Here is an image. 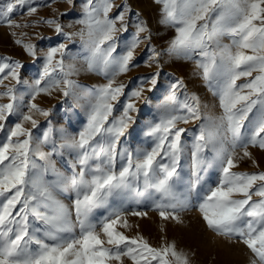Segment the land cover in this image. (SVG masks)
Masks as SVG:
<instances>
[{
    "label": "snow or ice",
    "instance_id": "6c2138e0",
    "mask_svg": "<svg viewBox=\"0 0 264 264\" xmlns=\"http://www.w3.org/2000/svg\"><path fill=\"white\" fill-rule=\"evenodd\" d=\"M154 2L161 5L160 23L175 31L166 54L193 61L218 100L219 114L205 112L200 97L176 80L157 106L159 121L148 122L145 135L152 138L151 146L135 151L123 147L121 138L135 122L137 102L146 100L144 93L155 89L160 76L157 71L141 78L127 94L126 85L117 83L133 66L135 50L151 39L146 22L136 23L126 51L114 55L117 33L128 30L126 4L110 17L113 0H86L77 21L82 27L75 34L64 33L54 20L45 21L68 40L79 36L88 55L78 68L65 63V44L48 49L26 110L15 85L0 91V100L7 98L0 103V132L6 121L18 117L0 143V264H124L125 259L131 264H191L190 254L174 240L164 237L154 247L143 236L129 237L119 230L130 227L128 215L147 216L126 205L145 202L162 221L176 224H183L182 214L195 207L210 232L244 244L252 253L249 264H264V171L233 170L239 160L251 159L250 146L264 150V0ZM23 3H9L0 20L18 27L9 17ZM141 33L148 35L142 39ZM23 46L29 55H37L35 45ZM150 52L149 60L159 67L162 53L155 47ZM20 67L19 61L0 63V86L9 78L21 84ZM81 71L103 75L107 82L85 87L73 79ZM53 91L73 104L84 102L87 124L77 134L48 121L42 135H33L39 126L36 117L49 116L34 101ZM190 123H197V130L188 145L181 139L188 129L179 125ZM65 153L72 157L70 174L54 159ZM211 168L217 170L218 181L205 188ZM193 194L199 201L195 205ZM99 210L106 214L97 216Z\"/></svg>",
    "mask_w": 264,
    "mask_h": 264
},
{
    "label": "rangeland",
    "instance_id": "374dc122",
    "mask_svg": "<svg viewBox=\"0 0 264 264\" xmlns=\"http://www.w3.org/2000/svg\"><path fill=\"white\" fill-rule=\"evenodd\" d=\"M13 2L14 0H0V12ZM113 2L116 7L109 14L110 17H115L125 4L130 9L125 17L128 30L117 33V53L114 55L126 51V45L132 40L136 31L135 25L139 20L146 22L151 33V39L144 40L135 50L133 66L127 73L117 78V83L126 85L125 93L127 94L140 85L141 78H150L157 71L160 72L155 89L151 92L146 91L144 93L146 100L137 102L139 111L132 114L135 122L130 126L126 137L121 138V145L131 151H135L137 147L151 146L152 138L145 135L148 122L156 123L159 121L157 106L168 95L170 85L176 80L182 79L188 91L194 92L200 97L202 106H207L204 108L205 112L219 114L218 100L200 79L193 61L177 60L166 54L168 43L175 35V31L173 28L160 23L159 10L161 5L156 4L154 0H113ZM85 3L86 0H71V2L69 0H24L23 4L16 5L14 12L9 17L18 27H9L5 20H0V63L19 61L21 67L18 72L22 81L21 84L17 85L14 80L9 78L4 81V85L0 86V91H4L6 86L15 85L18 92L23 96L24 110H26V104L30 99L31 85L39 78L43 70L44 53L48 49L65 44L69 53L65 63H75L78 68L84 67L88 51L79 36L73 35L72 39L68 40L64 34L56 32L54 24L49 25L45 21L54 20L62 26L64 33L75 34L82 27L77 21L83 16ZM31 8H35L36 11L30 13ZM117 26H120L119 22ZM147 35L148 33H141V38L143 39ZM17 40L21 43H16ZM25 44L35 45L37 52L35 57L28 54L23 46ZM152 47L162 53L159 67L149 60L150 48ZM6 72L7 70H5ZM3 75L0 74V78ZM73 79L88 88L107 82L103 75L87 71H81ZM23 81H27V83H23ZM241 82L243 81H238V83ZM148 86L147 84L144 85L145 88ZM180 99H183L182 95ZM124 100L125 97L122 96L121 101ZM6 102L7 98L0 100V103ZM34 102L39 107L49 111L48 117H36L39 126L32 130L34 136L42 135L48 121H51L55 128L63 127L72 134H77L87 124V113L85 108L81 106L83 101L80 104H73L70 99L63 97L58 91H53L51 95L42 93L36 97ZM17 120L18 117L13 116L5 122V131L0 132V143L6 140L8 127ZM197 123L179 125L188 129L181 137L188 145L191 144L193 133L197 130ZM26 127H30V125H26ZM45 150L49 149L46 147ZM248 150L251 153V159L239 160L238 167L233 170L248 173L264 171V150L251 146ZM54 159H56L57 167L61 171L70 174L69 161L72 159L71 156L65 153L64 157L56 156ZM205 181V188L215 186L218 181V172L215 168H211L205 173ZM253 199L258 198L253 197ZM65 202L69 201L66 200ZM191 202L194 205L199 202L195 198V194H193ZM117 206L119 205L117 204ZM126 207L129 211L136 209L147 212V216L128 215L130 227L127 229L120 228V231L129 237L143 236L154 247L161 246L164 237L168 241L174 240L178 249H183L190 254L191 264H249L252 259V253L244 244L238 241L230 242L210 232L195 207L182 214L183 224L162 221L158 212L152 210L150 202L142 203L139 206L130 203ZM105 214L104 210H99L97 216ZM162 226L165 229L164 232H161ZM124 264H131V261L125 259Z\"/></svg>",
    "mask_w": 264,
    "mask_h": 264
}]
</instances>
